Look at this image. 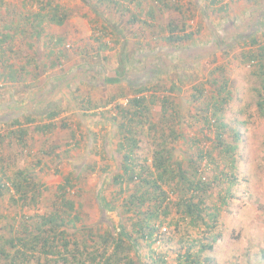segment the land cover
<instances>
[{"label":"trees","instance_id":"1","mask_svg":"<svg viewBox=\"0 0 264 264\" xmlns=\"http://www.w3.org/2000/svg\"><path fill=\"white\" fill-rule=\"evenodd\" d=\"M119 1L97 0V4L118 3V7L112 10L125 15L127 25H134L138 20L130 17L133 16L132 10L127 6H121L124 2L120 4ZM126 1L136 3V6L141 4L138 0ZM153 1L159 11H172L178 18L169 20L164 29L156 30L158 26L155 24L154 5H150L145 18L139 20V31L143 34L149 30V33L152 32L154 35L160 31L158 41L166 47L164 48L166 56L184 60V66L189 65L192 59L195 63H200L208 57H213V62L243 41L241 62H247L251 69L254 68L251 72L254 77L260 79V86L253 88V91L257 99L258 116L264 122V36L262 41L253 36V32H259L261 26H264L256 19L264 15V0H252L255 9H258L255 12L260 13L253 12L249 17L247 23L250 24L251 31L239 35V41L233 40L236 36L230 39V34L226 36L215 32L211 42L203 46L197 43L193 45L198 41L196 33L199 32V27L195 31H189L192 19H186L184 9L176 2L177 0ZM231 1L210 0L211 6L207 1L205 7L207 9L204 10L206 12L212 7V12L223 11ZM6 6L5 0H0V84L12 88L20 84L25 75L34 74L36 79V67H39L32 57L21 62L19 56L22 49L20 45V48L17 47V36L28 34L29 39L41 37L46 25L64 24L65 11L61 10L60 6H51V1H48L28 19H16L18 14ZM217 6L218 8H214ZM195 8L196 13L202 11L197 6ZM7 18L12 21L6 20ZM23 25L27 27L22 28ZM237 28L236 31L239 29ZM92 32L93 41L98 43V53L107 52L111 49L112 43L121 40L119 38L121 32L112 30L110 25L101 24ZM45 39L51 44L49 47L45 45L50 57L54 52L53 46L57 48L62 41L58 39L54 42L52 37ZM144 45H147V49H144ZM151 45V41L137 44L138 49H144L142 54L144 53L145 59L147 54L150 55L142 68L143 72L128 76L125 69L113 72L114 77L105 72L99 76L102 71L98 72V75L95 74L98 76L97 82L103 86L121 84L124 81L131 89V95L120 91L109 96L101 105L85 99L80 100L81 105L77 106L78 108L72 104L77 113L75 115L77 123L75 128L70 129L67 150L61 153H47L50 160L42 155L41 158L40 152H35L29 147L31 130L28 128L31 126L32 131L44 135L55 128L54 119L60 112L46 110L51 102L53 90L47 89L29 96L24 106L21 105L23 100L13 103L16 104L14 106L10 103L0 104V146L4 141H8L7 144L16 143L27 157L28 155L36 157V165L46 167L47 162L51 161L54 167L53 174L61 177V182L51 189L45 182L34 179L37 176L34 173L35 166L13 171L4 164V160H0V198L8 196V200L18 209L10 217L8 226L10 234L3 236L0 233L1 264H148L149 260L151 264H162L165 261L160 255H156L152 245L157 243L165 232H161L162 228L171 226L168 220L173 211L180 215L181 220L187 219L194 227L203 226L206 230L214 227L210 223L215 222L221 207L233 197L231 188L236 183V176L234 172L228 174L223 170L214 175L212 180H206L202 176L201 163L207 158L215 166L213 170L215 172L219 166L214 159L212 160L211 153L220 149L219 155L222 158L224 155L227 156L225 167L234 170L236 168L234 155L237 152V143L241 140L239 133L232 129L230 131L233 132V143L226 144L223 140L229 130L228 124L224 123L223 112L225 104L231 98L228 77L220 75L226 68L219 64L209 71L206 69V74L199 76L197 84L192 86L188 95H185L178 80L165 84L164 81L155 79L157 70L153 67L157 64L169 66V62L164 56L163 60L154 54V48H149ZM122 46L124 47L123 44ZM138 49L136 52H139ZM142 54H138L141 59ZM85 57L89 55L86 53ZM91 57L97 59L98 54ZM105 59L103 56L102 60ZM137 64L143 62L138 60ZM55 65L56 62L51 63L50 67L54 68ZM158 72L157 75L163 74ZM77 86L75 84L74 89ZM58 88L62 89L63 85L59 84ZM70 90H73L71 84ZM110 105L111 107L107 109ZM192 105L200 117L202 129L213 132L214 145L210 151L201 146L199 148V139L190 140L188 135L184 145L185 152L178 151L177 147L169 148L175 146L172 143H176L178 139L183 140L184 132L181 131L183 120L186 115L187 117L193 115ZM99 108L104 110L91 112ZM92 117L101 120L98 123L103 129L109 126L108 132L103 134L104 143L101 145L96 143L97 133L89 137L87 133L83 134L80 127ZM41 120L47 122L39 124ZM143 138L151 140L155 145L151 159L136 152ZM111 139H117V142L112 144ZM78 149L83 153L81 156L85 158L86 155L87 162L92 159H89V156L96 158L93 164L86 165L90 174L98 175V183L92 187L80 183L83 169H72L73 164L78 167L85 162L76 163L77 155L74 153ZM98 149L100 150L97 151ZM187 151L192 153L187 160L173 159V156H185ZM62 160L69 163L70 168L67 172L57 169ZM213 186L217 189L218 204L210 202L209 199ZM48 190L54 197L51 205H54L53 209L41 215L34 211L28 212L36 207ZM83 194H88L92 198L99 211V220L89 225L82 223V202L74 199L82 197ZM170 194L175 196L173 200L168 199ZM110 211L115 212L117 222L108 218ZM7 218L9 217L0 211V223ZM218 237L219 235L214 234L205 244L200 243L197 253H192L190 248H187L181 255L180 264H206L208 258L200 259L199 255L211 251Z\"/></svg>","mask_w":264,"mask_h":264},{"label":"rangeland","instance_id":"2","mask_svg":"<svg viewBox=\"0 0 264 264\" xmlns=\"http://www.w3.org/2000/svg\"><path fill=\"white\" fill-rule=\"evenodd\" d=\"M48 1H51V6H60L61 10L65 11L64 24L61 26L56 24L46 25L42 36L38 38L29 39L28 34L18 35L16 38L18 39L17 47L20 45L22 49L19 56L21 62H25L29 57H32L35 59V64L39 65V67H36V79L34 78V74H29L23 77L20 84L12 88L0 84V104L10 103L13 106L16 105L13 103L21 102L22 100L21 105L24 106L29 96L35 93L39 94L47 89L53 90L51 102L48 107L46 106V110L47 112L55 110L60 112L54 119L56 126L46 135L35 133L32 131L33 128L29 126L28 129L31 130L29 147L35 152H40V156L42 155L48 160L47 153H61L67 150L70 129L75 128V123H77L75 117L77 113L72 104H75L76 108H78L77 106L81 105L80 100L85 99V101L89 100L96 105H101L109 96L120 91L131 95V89L124 84V81L121 84L103 86L97 82L96 78L98 76H95V74L102 71L99 76L105 72L110 77H114L113 72L125 69H127L125 72L128 76L143 72L142 68L147 59L150 58V55L147 54L145 59L142 50L147 49V45H144V49H138L137 44L139 42L144 44L147 41H151L152 45L149 48H154V54L162 57V59L165 57L166 61L172 62L170 63V68H163L162 64L154 66L153 68L157 70L155 72V79L164 81L165 84L169 81L175 82L178 80L180 88L184 91L185 95H188L191 92L192 86L197 84L199 76L206 74V69L209 71L219 64L225 66L226 69L220 72L222 73L220 75L228 77L231 98L225 104L223 112L225 117L224 123L228 124L229 129L223 140L226 144L233 143V132L230 129L238 132L241 137V140L237 143V152L234 155L236 168L231 171L225 167L227 156L224 155L222 158L219 155L220 149H216L211 154L213 156L212 160L216 161L219 168L214 172L215 166L206 158L201 163V169L202 176L206 180H212L214 175L223 170L228 174L234 172L236 183L231 188L233 197L225 206L221 207L219 216L215 222L210 223L211 226H214L210 230H206L203 226L199 228L192 226L187 219L181 220L179 218L180 215L176 211H173L168 220L171 222V226L162 228L161 232H165L161 235L160 240L152 245V249L155 250L156 255H160L163 258L165 263L162 264H180L181 255L185 253L187 248H190L192 253H197L200 243L205 244L210 237L217 234L219 237L214 243L212 250L199 255L200 259L208 258L209 261L206 264H264V257H262L264 253V122L258 116L257 99L253 91V88L260 86V79L254 77L251 72L254 68L251 69L247 62H241L240 53L242 52L243 41H240L232 51L223 53L213 62L212 57H208L204 61H200V63H195L194 59H192L186 67L184 66V60L169 55L163 57L164 53L160 52V48L166 51L164 49L166 47H164L163 43L159 44L160 31L154 35L152 32L149 33L148 30L144 32V37V33L142 34L139 31V20L142 21L145 18V13L149 6L154 5L153 0H138L141 1L139 6H136V3L134 4L132 1H119L120 4L124 2V5L121 6H127L129 10H132L133 16L130 17H135L138 20L134 25H127L126 16L113 11L118 7V3L115 5L113 2H102L99 5L97 4V0H5L6 8H9L10 11L14 10L15 14H18V17H15L16 19H28L31 14L40 10ZM207 1H176L184 9L186 19H192L189 23V31H195L199 27V32L196 35L198 34L197 37L200 40L198 39L193 45L196 43L199 46L207 45L208 42L206 43V40L212 38L215 32L221 35L225 34L226 36L230 34V39L236 36L233 40L239 41V35L251 31L247 18L249 19L254 11H248L249 8L255 6H253L254 2L252 0H232L233 4L229 3L226 10H215L213 12L210 10L205 12L204 10L205 13L203 11H197L196 13L195 6L199 7L201 5V7H205L208 4ZM196 3H199V5H196ZM153 8L156 17L155 24L158 26L156 30L164 29L169 20L178 18L172 11H159L157 5H154ZM210 8L212 10V7ZM214 8H218V6ZM3 11L5 12L6 10L3 9ZM139 11L142 12L140 17L138 16ZM256 19L264 25V15ZM6 20L11 19L7 18ZM101 24L104 26L110 25L112 30L121 32V36H119L121 40L117 43H112L110 45L111 49L105 53H98V43L93 41L94 35L92 31ZM23 27L26 28L27 26L23 25ZM236 28L238 31H236ZM29 30L31 31V28ZM242 31L244 32L241 33ZM263 34L264 26H261L259 32H253V36L260 41H262ZM47 37L54 38V42L58 39L62 41L57 48L53 46L54 52L50 57L48 56L49 50L45 47V45L48 47L51 45L47 43V39H45ZM137 49L139 52H136ZM86 53L89 55L87 58L85 57ZM96 54H98L97 59L91 57ZM138 54H142V59ZM103 56H105V60H102ZM127 56L129 58L126 59L125 57ZM138 60H141L143 64H137ZM54 62H56L55 67L51 68V63ZM174 64L182 65L178 66ZM83 69H87L88 72L86 70L83 71ZM79 72L81 75H79ZM157 72L159 74L163 72V74L157 75ZM59 84L63 85L62 89L58 88ZM70 84L73 90H70ZM75 84L78 86L74 89ZM110 107L111 105L107 109ZM102 110L104 109L99 108L94 111L91 110V112L94 113L95 111L99 112ZM191 113L193 115L190 114L189 117H187L188 115L184 116L185 119L181 128V131L184 132L183 140L178 139L176 143H172L175 146H169V148L176 149L177 147L178 151L185 152L184 145H186L185 141H187L188 135L190 140L192 138L194 140L196 138L199 139V148L203 147L206 151H210L214 145L213 132L211 130L206 131L205 128L202 129L200 117L194 106L191 108ZM44 122L47 121L41 120L39 124ZM98 122H101L98 117H92L84 122L83 125H80V127L83 134L87 133L89 137L97 133L96 138L98 140L96 143L97 145H101L104 143L103 134L108 132L109 126L103 129ZM142 140L136 152L138 155H146L148 159H151L155 145L151 140L147 141L146 138ZM115 142H117V139H111L112 144ZM7 143L8 141H4V144L0 146V160H4V164L10 170L14 171L19 168L35 166L34 173L37 175L34 178L35 180L39 179L45 182L51 189L61 182V177L53 174L54 167L51 161L47 162L46 167L36 165V157L29 155L27 157L14 142ZM41 152L43 153L41 154ZM187 153L188 151L185 156H173V159L187 160V157L192 155V153ZM74 154L77 155L76 163L85 161L78 167H75L74 164L72 167L73 170H76V168L83 169L80 183L82 182V184H87L90 187L94 184L96 185L98 183V175L95 173L90 174L86 169V165L93 164L92 162L96 158L89 156V159H92L87 162L86 159L88 158L86 155V159L81 156L83 153L80 149L76 150ZM171 154L173 155V153ZM69 168L67 160H62L57 169L67 172ZM214 187L211 190L212 194L209 196V199L210 202L213 201L218 204L219 202L216 201L217 189ZM49 190L42 196L36 207L28 212L34 211L41 215L53 209L54 205H51L54 197L53 194L49 193ZM174 198L175 196L172 194L168 196V199L173 200ZM74 199L79 203L82 202V223L89 225L91 222L99 220V211L88 194H83L82 197ZM0 211L9 217L1 220L0 223V233L3 236H8L10 234L8 228L10 217L18 209L8 200V196H4L0 200ZM107 216H109L110 220L117 222L114 211H110ZM148 264H151L150 260Z\"/></svg>","mask_w":264,"mask_h":264},{"label":"crops","instance_id":"3","mask_svg":"<svg viewBox=\"0 0 264 264\" xmlns=\"http://www.w3.org/2000/svg\"><path fill=\"white\" fill-rule=\"evenodd\" d=\"M209 1V3H210V0H208ZM228 0H225V2H227ZM230 4H233V2H230ZM196 5H199V3H196ZM206 7V6H205ZM205 7H201V5L199 6V9H201L202 11H203V13H205L204 12V9H205ZM256 7L254 6V7H252V8H249L248 9V11H253V12H255V11H257L258 9H255ZM260 10H261V8H260ZM211 11V10H210ZM247 17V16H246ZM247 20H248V18H247ZM198 39L200 40V38L198 37ZM211 39L212 38H208L207 40H206V43L208 42V43H210L211 42ZM162 50H163V48H160V52H162ZM162 53H165L163 56H166V51H164V52H162ZM213 58V57H212ZM178 59V58H177ZM170 63H172V62H169V66H170ZM174 65H182V64H174ZM168 65H166V64H162V67L163 68H170ZM187 67V66H186ZM207 67H209V66H207Z\"/></svg>","mask_w":264,"mask_h":264},{"label":"water","instance_id":"4","mask_svg":"<svg viewBox=\"0 0 264 264\" xmlns=\"http://www.w3.org/2000/svg\"><path fill=\"white\" fill-rule=\"evenodd\" d=\"M111 74H113V73H111ZM114 75V74H113ZM110 76V75H109Z\"/></svg>","mask_w":264,"mask_h":264}]
</instances>
